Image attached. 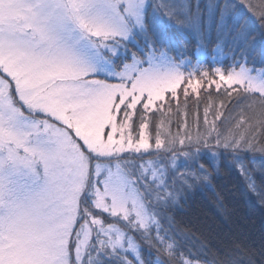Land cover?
Instances as JSON below:
<instances>
[{
    "label": "snow or ice",
    "instance_id": "6c2138e0",
    "mask_svg": "<svg viewBox=\"0 0 264 264\" xmlns=\"http://www.w3.org/2000/svg\"><path fill=\"white\" fill-rule=\"evenodd\" d=\"M233 174L264 208V0H0V264H264L176 218Z\"/></svg>",
    "mask_w": 264,
    "mask_h": 264
},
{
    "label": "trees",
    "instance_id": "16d2710c",
    "mask_svg": "<svg viewBox=\"0 0 264 264\" xmlns=\"http://www.w3.org/2000/svg\"><path fill=\"white\" fill-rule=\"evenodd\" d=\"M193 63H195L194 57ZM208 66V62L205 61V67ZM212 92L215 93L214 88ZM201 95L204 94L201 93ZM179 101L181 105L184 104L185 98L182 91ZM187 103L190 112L196 109L195 96H191ZM203 107L204 100H201L199 108L201 123ZM173 109H175V103H173ZM189 121L191 122V117ZM172 130L176 131L175 124L172 125ZM218 196L222 200V207L217 202ZM176 218L195 235H202L213 240L227 234L258 243L261 232H264V208L260 206L258 196L249 194L235 174L217 181L213 191L204 190L193 193L176 213Z\"/></svg>",
    "mask_w": 264,
    "mask_h": 264
}]
</instances>
